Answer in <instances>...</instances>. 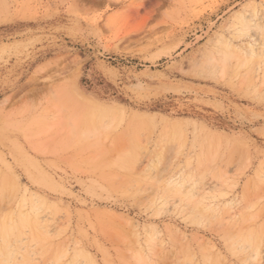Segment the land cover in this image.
Instances as JSON below:
<instances>
[{
  "label": "rangeland",
  "instance_id": "obj_1",
  "mask_svg": "<svg viewBox=\"0 0 264 264\" xmlns=\"http://www.w3.org/2000/svg\"><path fill=\"white\" fill-rule=\"evenodd\" d=\"M0 232V264H264V0H0Z\"/></svg>",
  "mask_w": 264,
  "mask_h": 264
},
{
  "label": "bare ground",
  "instance_id": "obj_2",
  "mask_svg": "<svg viewBox=\"0 0 264 264\" xmlns=\"http://www.w3.org/2000/svg\"><path fill=\"white\" fill-rule=\"evenodd\" d=\"M11 220V219H10ZM13 220V219H12ZM16 221V220H15ZM9 224H11V222L9 223ZM17 224V222L15 223V225ZM20 224V223H19ZM24 224H26V223H24ZM28 224H29V222H28ZM32 225H33V223H32ZM20 226V225H19ZM18 227V226H17ZM25 227V226H24ZM28 227V226H27ZM7 228V227H6ZM13 228H14V226H13ZM13 228H12V230H13ZM9 229V228H8ZM21 229V228H20ZM23 229V228H22ZM7 230V229H6ZM10 230V229H9ZM19 229L17 228V231H18ZM21 231V230H20ZM8 232V231H7ZM14 232V231H13ZM12 232V233H13ZM1 233V232H0ZM15 233V232H14ZM17 233H19V232H17ZM9 234V233H8ZM20 235V234H19ZM44 235H46V234H44ZM46 237V236H45ZM7 239V238H6ZM43 240V239H42ZM9 241V240H8ZM1 245V244H0ZM22 245V244H21ZM5 246H6V244H5ZM8 246H9V244H8ZM8 248H10V247H8ZM0 249H1V246H0ZM6 250H8L7 248H6ZM12 250V249H11ZM9 251V250H8ZM4 253V252H3ZM10 260H11V258H10ZM25 261V260H24ZM3 262V261H2ZM1 263V262H0ZM4 263V262H3ZM59 263V262H58ZM7 264V263H6Z\"/></svg>",
  "mask_w": 264,
  "mask_h": 264
}]
</instances>
